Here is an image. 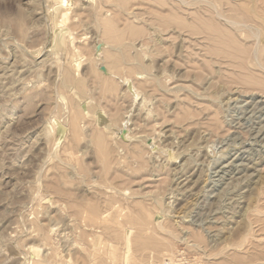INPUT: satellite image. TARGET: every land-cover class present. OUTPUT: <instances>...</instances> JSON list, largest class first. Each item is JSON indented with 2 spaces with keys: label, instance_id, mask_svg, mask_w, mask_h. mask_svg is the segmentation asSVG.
Wrapping results in <instances>:
<instances>
[{
  "label": "rangeland",
  "instance_id": "obj_1",
  "mask_svg": "<svg viewBox=\"0 0 264 264\" xmlns=\"http://www.w3.org/2000/svg\"><path fill=\"white\" fill-rule=\"evenodd\" d=\"M190 1L65 0L71 16L67 24L58 28L52 16L57 0H0V264H264V88L259 87L260 90L251 93L257 86L239 76L240 68L234 62H227L224 55H216L214 50L221 44L208 38V34L218 35V29L220 32L221 25H217L216 30L211 28L218 22L210 18L214 10L225 17L232 13L236 19L243 13V17L249 14L248 18L254 17L264 29V0H210V4L209 0H204L202 5L199 0L193 5ZM204 3L211 6L208 12L207 7L203 8ZM20 14L24 16L22 19H19ZM163 24L168 27L166 31ZM195 24L199 27H190ZM201 25L210 26L206 27L207 35L203 34L206 44L196 42V38H193L195 43L190 42L189 35L199 34L191 33L192 28H197L193 32H200ZM106 27L109 28L107 34ZM261 30H258V41L251 36L245 37L247 33L236 32L231 49L246 47L252 50L255 45L258 47L257 61L264 62V32ZM203 47L209 49L210 54ZM74 48L77 54L73 63L70 55ZM106 53L111 54L110 63L108 59L102 61ZM132 56L136 61L130 60ZM213 56L215 58H211ZM208 59L210 63L206 61L205 64L204 60ZM252 59L248 58L245 64L250 70L243 69L248 75L255 68L258 70L252 65ZM97 62L118 75L115 80L119 84L118 77L121 78L122 73L130 76L135 88L139 87L137 81L143 84L147 81L152 87L149 89L146 85L148 90L144 86L147 91L137 88L140 96L132 102L129 93L126 96L118 94L121 84L115 82L116 85L108 88L97 83L101 76L95 67ZM143 65L148 68L147 72ZM92 66L95 69H91ZM129 68L141 74L133 75ZM67 71L74 72V84H80L78 88L62 86L61 79ZM146 78L156 80H150L151 84ZM157 79L163 81V88ZM151 90H154L152 95ZM23 91L35 97L27 100ZM158 91H162V95ZM184 103L186 109L181 108ZM90 107L102 112L103 119L99 120ZM110 107L114 111L117 109L119 119L124 113L120 120L129 118L128 132L139 137L133 136L132 140L145 151L144 154L138 147L134 157L143 152L139 160L138 157L131 160L132 154L126 145L122 148L124 143L118 144V149V142L112 141L113 138L123 139V136L121 132L118 136L113 133L119 131L117 122H121ZM144 110L151 111V115L147 113L146 116ZM74 112L81 116L77 136L70 132V118ZM109 114L115 119L113 125L116 127H104L110 120ZM181 116H187V120H181ZM175 121L180 122L176 124ZM95 136H99V143L93 142ZM113 158L121 162L117 161L120 167ZM251 170H256L253 176H244ZM249 188L252 189L251 206L247 203L244 219L251 229L246 228L233 236L236 234L234 221L240 219V207L244 203L237 202L244 200L243 196H250ZM218 226H224L223 231H234L228 243L221 242L224 234H220ZM200 231L203 237H198ZM195 237L200 243L194 242L197 241Z\"/></svg>",
  "mask_w": 264,
  "mask_h": 264
},
{
  "label": "bare ground",
  "instance_id": "obj_2",
  "mask_svg": "<svg viewBox=\"0 0 264 264\" xmlns=\"http://www.w3.org/2000/svg\"><path fill=\"white\" fill-rule=\"evenodd\" d=\"M198 0H191L190 1V4L191 5H193L194 4V2H197ZM200 1V4H201V1H204V0H199ZM205 1H207V0H205ZM212 1V0H211ZM210 0L208 1L209 2V4H210V2H211ZM214 1V0H213ZM217 1V0H216ZM219 2V1H218ZM169 3V2H168ZM171 3V2H170ZM214 3V2H213ZM224 2H222V4H223ZM196 4V3H195ZM206 3H204V9H205V7H207L206 5H205ZM216 4V3H215ZM218 4V3H217ZM216 4V5H217ZM219 4H221V3H219ZM225 4H227V2H225ZM224 4V6H227V5H225ZM202 5V4H201ZM220 6V5H219ZM223 6V7H224ZM209 7H211L210 5H209ZM209 7H207L206 9H207V12L210 10V8ZM222 7V8H223ZM229 8V7H228ZM209 9V10H208ZM225 9V8H224ZM214 10V9H213ZM220 10V9H219ZM220 11H222V10H220ZM213 12V11H212ZM249 12V11H248ZM71 12L69 11V9L66 7V4H65V0H57V6L55 7V9H54V12H53V14H52V16H53V19H54V22L53 23H55V25L54 26H56V27H58V28H60V27H63L65 24H67L66 22H68L67 20L69 19V15L71 16V14H70ZM204 14H206V13H204ZM210 14V13H209ZM232 14V13H231ZM231 14L229 15V13L227 14V15H229V16H231ZM211 16H210V18L211 17H213V19L215 18L216 19V21H220L221 23L219 24L218 22H216V25H213V26H211V28L212 29H217V28H215L217 25H221V26H217L218 28H220V32L217 30V32H218V35H213V36H211V35H209L208 34V38L209 37H211L210 38V40L212 39L216 44L217 43H219V44H221V46H219L218 47V50H214V52L216 53V55H219V54H221V55H224V57H226V59L228 60H226L227 62H229V63H235L234 65L236 66V67H238V68H240V74L241 75H239V76H241V78H245V80H249L254 86H257L258 87V89H257V87H254V88H252V92L251 93H253V91L254 90H260L259 89V87L261 88V90L264 88V76H263V74H264V62H259V60L257 61V58H256V54L258 53L257 52V49L256 48H258V47H255V45H254V48H252V50H249V49H251V48H249V46H248V50H247V48L245 47V48H234V49H231V48H233V45H234V40L232 39L234 36H236V32H244V34L243 35H245L246 33V35H245V37L247 36H251V37H253V40L255 41V40H257V38H258V30L260 29L261 30V26H260V23H259V21H257L256 19H254V17H249L248 18V15L249 14H245L246 16L245 17H243L244 16V13H243V16L241 17V16H238L240 19H238V17H237V19L236 18H234L235 17V15L233 16V14H232V16L231 17H225L224 16V14L221 12H217V11H215L214 10V12L213 13H211L210 14ZM214 15V16H213ZM74 16V15H73ZM73 16H72V18H73ZM192 16V15H191ZM250 16V15H249ZM252 16V15H251ZM24 16H22L21 14L19 15V19H22ZM193 17V19L195 18L194 16H192ZM137 18V17H136ZM202 18V17H201ZM200 18V19H201ZM205 18V17H204ZM204 18H202V19H204ZM192 20V19H191ZM195 21H196V19H194ZM195 21H193V22H191L192 24L195 22ZM144 22H146V21H144ZM143 22V23H144ZM148 22V21H147ZM154 22V21H153ZM189 22H190V20H189ZM148 23H150V22H148ZM190 23V24H191ZM203 24V23H202ZM107 25V24H106ZM151 25H153V24H151ZM161 25V24H160ZM164 25V30L166 31L167 29H168V27H166L167 25H168V23H167V25L166 24H163ZM163 25H162V27H163ZM166 25V26H165ZM198 24H195V25H193V26H191L190 25V27H194V26H197ZM204 25V24H203ZM261 25H263V24H261ZM155 26H156V24H155ZM157 26H159L158 24H157ZM170 26V25H169ZM202 26V25H201ZM147 27H148V25H147ZM161 27V26H160ZM167 29H166V28ZM189 27V26H188ZM190 27H189V29H190ZM197 27H199V26H197ZM206 27L208 28V27H210V26H205V27H203L202 26V31H200V32H198V31H194L193 32V30L196 28H192L193 30H192V32H191V30H187V31H190L191 33H202V35L200 34H196V36L195 37H193V35L189 32L188 34H191V35H189V38H190V42H193V43H195V41L194 40H196V42H199L200 44H202V43H204V44H206L205 42H204V40H203V34L205 33L206 35H207V29H206ZM264 27V26H263ZM153 28V27H152ZM210 28V29H211ZM148 29H149V27H148ZM162 29V28H161ZM162 29V30H163ZM197 29V28H196ZM246 29H247V31H246ZM106 30L107 31H105V33L107 34V32L109 33V28H107L106 27ZM161 30V31H162ZM199 30V29H198ZM209 30V29H208ZM215 30H213V31H215ZM158 31V30H157ZM156 31V32H157ZM160 31V30H159ZM212 31V30H211ZM261 31H263L264 32V29L262 28V30ZM260 31V32H261ZM152 32H153V30H152ZM154 33H155V31H154ZM153 33V34H154ZM163 33V32H162ZM182 33V32H181ZM208 33H211V32H208ZM213 33V32H212ZM262 33V32H261ZM260 33V34H261ZM149 35H150V32L148 33ZM152 34V33H151ZM160 34H161V32H160ZM180 34V33H179ZM183 34V33H182ZM168 35V34H167ZM71 36H72V34H71ZM164 36V35H163ZM192 36V37H191ZM260 36V35H259ZM157 37V36H156ZM165 37V36H164ZM167 37V36H166ZM187 37H188V35H187ZM187 37H184V38H187ZM68 38H69V36H68ZM167 38H169V37H167ZM166 38V39H167ZM193 38H196V39H194L193 40ZM199 38V39H198ZM204 38H206V36L204 37ZM236 38V37H235ZM239 38V37H238ZM158 39V38H157ZM188 39V38H187ZM207 39V38H206ZM205 39V40H206ZM208 41H209V39H207ZM211 40V41H212ZM244 40V39H243ZM159 41V40H158ZM161 41H163L162 40V38H161ZM258 41V40H257ZM260 41V40H259ZM210 42V41H209ZM185 43V42H184ZM186 44V43H185ZM188 44V43H187ZM254 44H255V42H254ZM257 44H258V42H257ZM189 45H190V43H189ZM192 45V44H191ZM194 45H196V44H194ZM208 45H209V43H208ZM250 45H252V47H253V43H251ZM139 46H141V45H139ZM138 46V47H139ZM198 46V45H197ZM201 47L203 46V45H200ZM205 46V45H204ZM260 46V45H259ZM91 47V49L94 47V45L93 46H90ZM206 47H207V45H206ZM211 47V46H210ZM251 47V46H250ZM262 47H263V45H262ZM180 48H182V46L180 47ZM186 48H188V46L186 47ZM191 48H192V46H191ZM208 48H209V46H208ZM140 49V48H139ZM196 49H198V48H196ZM195 49V50H196ZM203 50L205 49L204 47L202 48ZM210 49V48H209ZM209 49L207 50V49H205L204 51L205 52H207V51H209ZM213 49V48H212ZM138 50V49H137ZM195 50H193V51H195ZM181 51V50H180ZM201 51V50H200ZM217 51H219V52H217ZM260 51V50H259ZM188 52V51H187ZM196 52H198L197 50H196ZM181 53V52H180ZM189 53V52H188ZM195 53V52H194ZM194 53H193V55H194ZM204 53V52H203ZM202 53V54H203ZM209 52H207V54H208ZM12 54V53H11ZM75 54H77V49L76 48H74L73 50H72V52H71V61L74 63V62H76V60L73 58L74 57V55ZM142 54L144 55V53L142 52ZM187 54V53H186ZM192 54V53H191ZM190 54V56H192L193 57V55H191ZM196 55H198L197 53H195ZM210 54V53H209ZM49 55V54H48ZM135 55V54H134ZM133 55V56H134ZM151 54H149V56H150ZM178 55V54H177ZM215 55V54H214ZM220 55V56H221ZM131 57V59L130 60H134V61H136L135 59H134V57ZM139 57H140V55H138ZM208 56V55H207ZM49 57V56H48ZM146 57V56H145ZM189 57V56H188ZM217 57V56H216ZM221 57H223V56H221ZM223 57V58H224ZM250 57H252L253 59V61L251 60V63H253L252 65H254L255 67H258L257 69L258 70H256V68H255V71H257V72H253V73H250L249 75H248V72H247V70H245L246 72V74L243 72L244 70L243 69H245V67H246V63H247V59L248 58H250ZM43 58H45V57H43ZM47 58V57H46ZM45 58V59H46ZM194 58V57H193ZM210 58V57H209ZM211 58H215L214 56L213 57H211ZM108 59V62L110 63L111 62V54H109V53H106L104 56H102V61H105V60H107ZM142 59V58H141ZM141 59L139 60L138 59V61H141ZM192 59V58H191ZM259 59V58H258ZM38 60V59H37ZM36 60V61H37ZM42 60V59H41ZM44 60V59H43ZM166 60V59H165ZM164 60V61H165ZM193 60H195V59H193ZM214 60V59H213ZM212 60V61H213ZM216 60H217V58H216ZM40 61V60H39ZM46 61V60H45ZM189 61H190V58H189ZM206 61H208V63H210V61H209V59L208 60H204V63L206 62ZM218 62L220 61V60H217ZM221 61H223V60H221ZM225 61V62H226ZM237 61V62H236ZM262 61H263V59H262ZM13 62V61H12ZM38 62V61H37ZM51 62V61H50ZM54 62V61H53ZM53 62H51V63H53ZM133 62V61H132ZM192 62H194V61H192ZM191 62V63H192ZM213 62H215V63H217L215 60L213 61ZM212 62V63H213ZM41 63H44V62H41ZM136 63V62H135ZM135 63H134V65H135ZM190 63V64H191ZM195 63V62H194ZM193 63V64H194ZM203 62H202V64H204ZM207 63V62H206ZM205 63V64H206ZM222 63V62H221ZM224 63V62H223ZM228 63V64H229ZM94 64V63H93ZM137 64V63H136ZM220 64V63H219ZM225 64V63H224ZM34 65V64H33ZM40 65H42V64H40ZM50 65V64H49ZM73 65V64H72ZM133 65V64H132ZM133 65V66H134ZM145 65V64H144ZM142 66L143 68H145V66H148V68L150 67V64L148 65H145V66ZM221 65V64H220ZM230 65V64H229ZM232 65V64H231ZM51 66H52V64H51ZM137 66H138V64H137ZM137 66H134V67H136V69H137ZM190 66V65H189ZM2 67V66H1ZM6 67V66H5ZM32 67H34V66H32ZM49 67V66H48ZM54 67V66H53ZM75 67H76V65H75ZM95 67H96V70H98V72H99V74L101 75L100 76V78H97V83H100L101 85H103V86H107L108 88H110V87H112V86H114V85H116L115 84V82L116 81H118V80H115V77H117L118 75H115V73H111L109 70H105V65H102L101 63H98L97 62V64H95ZM134 67H132L131 66V68H134ZM141 67V68H142ZM193 67V66H192ZM191 67V68H192ZM196 67V66H195ZM221 67H222V65H221ZM8 68V67H7ZM6 68V69H7ZM10 68H11V64H10ZM13 68V67H12ZM45 68V67H44ZM51 68V67H50ZM49 68V69H50ZM55 68V67H54ZM53 68V69H54ZM131 68H129V72H134V70L133 69H131ZM148 68H145V69H141L142 71H146L147 72V69ZM190 68V69H191ZM246 68H249V67H246ZM251 68V67H250ZM250 68H249V70H250ZM39 69V68H38ZM91 69H95V68H93V66L91 67ZM196 69V68H195ZM12 70V69H11ZM26 70V69H25ZM40 70V69H39ZM51 70V69H50ZM68 70V69H67ZM130 70H132V71H130ZM150 70V69H149ZM192 70H194L193 68H192ZM221 70V69H220ZM135 71H137V70H135ZM144 71V72H145ZM196 71V70H195ZM203 70H201V68H200V70H199V72L201 73ZM14 72H15V70H14ZM23 72V71H22ZM28 72V71H27ZM48 72V71H47ZM217 72V71H216ZM221 71H219L218 72V74L220 73ZM9 73H10V71H9ZM16 73V72H15ZM64 73V72H63ZM95 72H93V74H94ZM151 73V71H149V74ZM203 73V72H202ZM201 73V74H202ZM234 73V72H233ZM257 73V74H256ZM4 74H7V73H4ZM38 74V73H37ZM36 74V75H37ZM126 74V73H125ZM139 74H141L140 72H134L133 73V75H139ZM148 74V75H149ZM155 74V73H154ZM157 74V73H156ZM197 74H198V72H197ZM201 74L199 75V76H201ZM232 74V73H231ZM51 75V74H50ZM97 75V74H96ZM121 75V78H119L118 77V79H120V84H121V86H122V89H120L117 93L118 94H121V95H123L124 93H125V96L126 95H128V93H129V98H130V95H131V97H132V102H133V99H137L136 97L140 94L139 93V91L137 90V88H139V87H141V88H139V89H141V90H143L145 87H146V83H148L147 81H146V83L145 84H143L142 82V80H140V81H142V82H138L137 81V83H136V85L139 83H142L141 85L143 86V88H142V86H140L139 84L137 85V86H139V87H136L135 88V85L133 84V81H132V79L130 78V76L129 75H127L126 74V76H124L122 73L120 74ZM147 74H145V77H148V76H146ZM235 75H236V73H235ZM246 75V76H245ZM262 75V76H261ZM10 77H11V74L9 75ZM8 76V77H9ZM18 76V75H17ZM25 76V75H24ZM152 76V75H151ZM157 76V75H156ZM219 76V75H218ZM238 76V77H239ZM16 77V76H15ZM19 77V76H18ZM38 77V76H37ZM55 77V76H54ZM93 77H95V75L93 76ZM97 77H99L98 75H97ZM159 77V76H158ZM12 78V77H11ZM24 78V77H23ZM53 78V77H52ZM62 78L63 79H61V80H63V82H61L62 83V86L63 87H65L66 88V86H68V85H75L77 88L80 86V84H74V81H76V78L74 77V72L73 71H67L65 74H64V76H62ZM136 78V77H135ZM219 78V77H218ZM263 80H262V79ZM54 80H55V78H53ZM52 79V81L51 82H53L54 80ZM95 79H96V77H95ZM138 79H143V78H141V77H139ZM147 80H149V82H151V84L153 83L152 81H153V79L154 80H156L155 78H150V79H148V78H146ZM60 80V79H59ZM143 80H145V79H143ZM150 80H152V81H150ZM157 80H159L158 82L161 84V87L163 88V85H162V83H163V81H162V83L160 82V79H157ZM5 81V80H4ZM261 81V82H260ZM10 82H11V80H10ZM145 82V81H144ZM155 82V81H154ZM157 82V83H158ZM61 83H60V85H61ZM116 83H118V82H116ZM2 84V83H1ZM4 84V83H3ZM21 84V83H20ZM33 84H35V83H33ZM51 84V86H52V83H50ZM119 84V83H118ZM119 84V85H120ZM149 84V83H148ZM36 85V84H35ZM158 85V84H157ZM167 85V84H166ZM166 85H164L165 86V89H167L168 88V86L166 87ZM252 85V86H253ZM2 86V85H1ZM8 86V85H7ZM32 87H33V85H31ZM145 86V87H144ZM148 86V88L149 87H152V86H149V85H147ZM251 86V85H250ZM251 86V87H252ZM30 87V86H29ZM28 87V88H29ZM50 87V86H49ZM153 87L155 88V86H154V84H153ZM6 88V87H5ZM28 88H25V90L26 89H28ZM59 87H57V89H58ZM70 88V87H69ZM147 88V87H146ZM147 88V89H148ZM153 88V89H154ZM158 88V87H157ZM156 88V90H158ZM21 89V88H20ZM30 89H32V91L31 92H34V88H31L30 87ZM35 89H36V86H35ZM54 89V88H53ZM52 89V90H53ZM149 89H151V88H149ZM148 89V90H149ZM159 89H160V87H159ZM164 89V90H165ZM183 89V88H182ZM144 90H146V89H144ZM156 90H155V93H156ZM187 90V89H186ZM237 90H238V87H237ZM236 90V91H237ZM28 91H30V90H28ZM27 91V92H28ZM147 91V90H146ZM24 92V91H23ZM38 92V91H37ZM44 92V91H43ZM149 92V91H148ZM147 92V93H148ZM151 92V95L153 94V92H154V90L152 91H150ZM159 93L161 92L162 93V91H158ZM163 92H165V91H163ZM168 92H169V89H168ZM256 92V91H255ZM257 92H260V91H257ZM45 93H46V91H45ZM127 93V94H126ZM143 93H144V91H143ZM160 93V95H162ZM12 94H13V92H12ZM24 94H25V92H24ZM23 94V95H24ZM117 94V95H118ZM145 94V93H144ZM158 94V93H157ZM246 95H247V93H245ZM26 95V94H25ZM24 95V96H25ZM147 95V94H146ZM149 95V94H148ZM163 95H165L164 93H163ZM241 95V94H240ZM124 96V95H123ZM140 96V95H139ZM150 96V95H149ZM148 96V97H149ZM166 96V95H165ZM165 96H162V98L164 97V98H166ZM9 97V96H8ZM33 97H35L33 94H27L26 95V98H27V100H31V99H33ZM117 97V96H116ZM119 97V96H118ZM117 97V98H118ZM141 97H143V96H141ZM148 97H147V99H148ZM152 97V96H151ZM22 98H23V96H22ZM123 98V97H122ZM185 98H187V97H185ZM125 99H127V98H125ZM124 99V100H125ZM142 99H146V97L145 98H142ZM157 99V98H156ZM120 100H122V99H120ZM149 100H151V99H149ZM148 100V101H149ZM155 100V99H154ZM184 100V99H183ZM138 101V100H137ZM137 101H136V103H137ZM187 101V100H186ZM185 101V102H186ZM247 101V100H246ZM120 102V101H119ZM129 102H131V99H130V101ZM180 102V101H179ZM123 103V102H122ZM122 103H119L120 105H121V107H123L122 106ZM126 103H127V101H126ZM138 103H140V102H138ZM143 103V102H142ZM158 103V102H157ZM187 103V102H186ZM249 103V102H248ZM133 104V103H132ZM141 104V103H140ZM148 104V103H147ZM161 104V103H160ZM165 104V103H164ZM181 105H182V103H180ZM247 104V103H246ZM260 104V103H259ZM258 104V105H259ZM94 105H96V104H94ZM98 105V104H97ZM119 105V106H120ZM123 105H124V103H123ZM134 105V104H133ZM142 105V104H141ZM159 105V104H158ZM162 105V104H161ZM184 105H185V103L183 104V107L181 106V108L182 109H184L185 107H184ZM187 105V104H186ZM147 106V105H146ZM152 106V105H151ZM164 106V105H163ZM163 106H161V107H163ZM166 106V105H165ZM169 106V105H168ZM188 106V105H187ZM97 107H99V106H97ZM96 107V108H97ZM145 107V106H144ZM161 107H158L159 109H161ZM93 108H94V106H93ZM147 108V107H146ZM165 108V107H164ZM164 108L162 109V110H164ZM90 109H91V112L93 113V114H96V117L99 119V120H102L103 119V116H104V114L102 113V112H98L96 109H94V110H92V108L90 107ZM101 109V108H100ZM102 109H103V107H102ZM125 109V108H124ZM158 109V110H159ZM168 109V108H167ZM186 109V108H185ZM110 111H112L113 109L110 107V109H109ZM130 110V109H129ZM156 110V109H155ZM171 110V109H170ZM258 110V109H257ZM105 111V110H104ZM116 111H117V109L114 111H112L113 112V114H114V116L116 115ZM142 111V110H141ZM145 111V110H144ZM148 111V110H147ZM157 111V110H156ZM160 112H161V110H159ZM181 111V110H180ZM244 111V110H243ZM130 112V111H129ZM139 112H140V110H139ZM146 112V111H145ZM151 112V111H150ZM150 112H146V116H147V113H150ZM153 112V111H152ZM158 112V111H157ZM159 112V113H160ZM185 112H187V110L185 111ZM184 112V113H185ZM111 113V112H110ZM138 113V112H137ZM155 113V112H154ZM158 113V114H159ZM164 113V112H163ZM162 113V114H163ZM168 113V112H167ZM166 112H165V114H167ZM181 113V112H180ZM188 113V112H187ZM253 113V112H252ZM252 113H250L251 115H252ZM117 114H119V113H117ZM121 114V113H120ZM124 114V113H123ZM123 114H121L122 116H124ZM186 114V113H185ZM250 114H249V116H250ZM127 115V114H126ZM150 115H151V113H150ZM160 115V114H159ZM187 115H189V114H187ZM109 116H110V114H109ZM119 115H116L115 117H116V119L117 120H120L121 118H122V116H120V119H119V117H118ZM162 117L164 116L165 118L167 117L166 115H161ZM169 116V115H168ZM255 116V115H254ZM81 116L78 114V112L76 113V112H74L73 113V115H72V117L70 118V129H71V133L73 134V135H75V136H77L78 135V131H79V124H78V121H79V118H80ZM118 117V118H117ZM182 117V116H181ZM262 117V116H261ZM260 117V118H261ZM127 118V117H126ZM126 118H123L122 120H120V124L117 122V124H118V130L119 131H117V132H115V131H113V133H114V135H116V136H118V132H121L122 133V136H123V139L121 138L120 140H118V141H116V140H113L114 138H113V134H112V132H110L111 134L110 135H112V141H115V144L117 143V145L118 144H121V143H124V145H122V148H123V146H125L126 145V148H127V150L129 151V153H130V155L132 154V157L131 156H129L130 158H131V160H133L132 158H135L134 157V155H136V154H138V150H139V146L137 145V143H134V142H136V140L133 142V140H132V137L134 136V138H136L135 137V133H134V135H130L129 134V132H128V127H127V123H128V120H129V118L128 119H126ZM148 118V117H147ZM146 118V119H147ZM151 118V117H150ZM158 118H159V116H158ZM170 118V117H169ZM186 119L187 120V116H185V117H182V119L181 120H183V119ZM189 118V117H188ZM253 118V117H252ZM263 118V117H262ZM143 119V118H142ZM157 119V118H156ZM155 119V120H156ZM172 119V118H171ZM180 119V118H179ZM173 120V119H172ZM252 120V119H251ZM146 121V120H145ZM174 121V120H173ZM113 122H116L115 121V119L114 118H112L111 119V116H110V120H109V122L108 121H106V123H105V125H104V127L105 128H109L110 126L109 125H112V126H115V125H113L114 123ZM136 122V121H135ZM141 122V121H140ZM147 122V121H146ZM151 122H153V121H150V123ZM167 122V121H166ZM178 122H180V121H177V123ZM182 122V121H181ZM144 123V122H143ZM154 123V122H153ZM153 123H151V124H153ZM168 123V122H167ZM175 123H176V121H175ZM176 123V124H177ZM185 123V122H184ZM254 123V122H253ZM264 123V122H263ZM262 123V124H263ZM136 124H137V122H136ZM139 125L141 124V123H138ZM147 124V123H146ZM182 124H183V122H182ZM181 124V125H182ZM149 125V124H148ZM148 125H146V126H148ZM188 125V124H187ZM250 125V124H249ZM261 125V124H260ZM117 126V125H116ZM115 126V127H116ZM153 126H154V124H153ZM166 126V125H165ZM180 126V125H179ZM113 128V127H112ZM171 128V127H170ZM257 128V127H256ZM259 128V127H258ZM117 129V128H116ZM124 129V130H123ZM140 129H142L141 127H140ZM112 130H114V129H111V131ZM139 130V129H138ZM150 130V129H149ZM173 130V129H172ZM257 130H259L260 131V129H257ZM48 131V130H47ZM123 131V132H122ZM143 131L145 132V130L143 129ZM162 131V130H161ZM168 131V130H167ZM174 131V130H173ZM144 132H143V134H144ZM137 134L139 133V131L138 132H136ZM167 133V132H166ZM47 134H49V133H47ZM136 134V135H137ZM146 134H148V132H147V130H146ZM175 134V133H174ZM140 135V134H139ZM162 135V134H161ZM256 135V134H255ZM115 136V137H116ZM147 136V135H146ZM150 136V135H149ZM93 137V136H92ZM142 137H145V136H142ZM141 137V138H142ZM172 137V136H171ZM139 138V137H138ZM138 138H136V139H138ZM146 138V137H145ZM116 139V138H115ZM123 141V142H120L119 143V141ZM99 136H95V141H93V142H95V144H96V142L97 143H99ZM143 141H145V139H143ZM162 141V140H161ZM177 140H175V142H176ZM257 141V140H256ZM142 142V141H141ZM171 142H172V140H171ZM140 143V142H139ZM163 143V142H162ZM173 143V142H172ZM255 143V142H254ZM142 144V143H141ZM261 144V143H260ZM112 145H114V144H112ZM262 145V144H261ZM116 146V145H115ZM115 146H113V147H115ZM153 146V145H152ZM159 146V145H158ZM161 146V145H160ZM177 146V145H176ZM117 147V146H116ZM116 147H115V149H116ZM118 149H120V146L118 145ZM139 147V148H138ZM109 148V147H108ZM110 148H111V146H110ZM156 148V147H155ZM160 148V147H159ZM158 148V149H159ZM177 148V147H176ZM247 148V147H246ZM114 149V148H113ZM118 149H116V150H118ZM141 149V148H140ZM161 149V148H160ZM164 149V148H163ZM242 149V148H241ZM244 149H245V147H244ZM123 150V149H122ZM141 150H143V149H141ZM140 150V151H141ZM155 150H157V149H155ZM113 151V150H112ZM112 151L110 150L109 152L110 153H112ZM120 151V150H119ZM124 151V150H123ZM144 151V150H143ZM164 151V150H163ZM162 151V152H163ZM103 152V151H102ZM125 152V151H124ZM164 152H166V151H164ZM115 153V152H114ZM128 153V154H129ZM141 153H143V152H141ZM141 153H139V155L141 154ZM175 153V152H174ZM109 154V153H108ZM113 154V153H112ZM111 154V155H112ZM118 154V152L116 153V155ZM121 154V153H120ZM127 154V152H126V157L128 158V155ZM144 154H145V151H144ZM257 154H259V153H257ZM119 155V154H118ZM139 155H137V157L139 156ZM113 156V155H112ZM115 156V155H114ZM113 156V157H114ZM121 156V155H120ZM143 156V154L142 155H140V157H142ZM260 156V155H259ZM115 157H117V156H115ZM126 157H125V159H123L124 161L125 160H127L126 159ZM136 157V158H137ZM237 157V156H236ZM114 159V158H113ZM115 159H117V158H115ZM115 159H114V162H116L115 164H116V166H118L117 165V161H115ZM246 159V158H245ZM111 160V158H109V161ZM131 160H130V162H131ZM136 160V159H135ZM138 160H139V157H138ZM137 161V160H136ZM136 161H134L133 163H135ZM191 161V160H190ZM193 162V161H192ZM229 162V161H228ZM112 163V162H111ZM118 163L120 164L121 162H119L118 161ZM132 163V164H133ZM140 163V162H139ZM227 163V162H226ZM123 164V163H122ZM127 164L128 163H126V166H127ZM131 164V163H130ZM136 164V163H135ZM134 164V165H135ZM183 164H184V162H183ZM182 164V165H183ZM189 164V163H188ZM192 164V163H191ZM133 165V166H134ZM185 165V164H184ZM214 165V164H213ZM121 166V165H120ZM120 166H118V167H120ZM129 166L130 165H128L127 167L129 168ZM138 167H139V165H137ZM204 166V165H203ZM123 168L122 169H124L125 167H124V165L122 166ZM138 167H136V168H138ZM184 167V166H183ZM201 167V166H200ZM214 167V166H213ZM246 167V166H245ZM255 167V166H254ZM253 167V168H254ZM259 167V166H258ZM257 167V168H258ZM127 168V169H128ZM133 167H130V169H132ZM202 168V167H201ZM234 168V167H233ZM236 168H238V167H236ZM252 168V169H253ZM126 169V168H125ZM124 169V170H125ZM247 169V168H246ZM255 169H256V167H255ZM129 170V169H128ZM174 170V169H173ZM210 170V169H209ZM237 170V169H236ZM240 170V169H239ZM172 171V170H171ZM254 172H256V170H251V172H249L248 173V175H244V176H248V178H250L251 176H253V174H254ZM244 173V172H243ZM181 175V174H180ZM257 175V174H256ZM214 176V175H213ZM241 176V175H240ZM221 177V176H220ZM235 177V176H234ZM181 178V177H180ZM223 178V177H222ZM247 178V177H246ZM245 178V179H246ZM247 178V179H248ZM187 179H188V177H187ZM173 180V179H172ZM192 180V179H191ZM197 180V179H196ZM232 181H233V179H231ZM230 180V181H231ZM225 181V180H224ZM246 181H248V180H246ZM178 182V181H177ZM189 182V181H188ZM216 182V181H215ZM249 182H250V180H249ZM248 182V183H249ZM176 183V182H175ZM186 183V182H185ZM184 183V184H185ZM198 183V182H197ZM234 183V182H233ZM235 183H237V182H235ZM238 183H239V181H238ZM181 184V183H180ZM193 184V183H192ZM227 184V183H226ZM250 184V183H249ZM253 184V183H252ZM255 184V183H254ZM212 185V184H211ZM246 185H247V183H246ZM177 186V185H176ZM175 186V187H176ZM202 186V185H201ZM251 186V185H250ZM170 187V186H169ZM248 187V186H247ZM170 189V188H169ZM174 189V188H173ZM198 189H200V188H198ZM220 189V188H219ZM232 189V188H231ZM250 189V188H249ZM177 190H178V188H177ZM197 190V189H196ZM229 190V189H228ZM251 190V192L250 193H248V194H250V196H243L244 197V200H242V201H240L239 202V200H238V204H241V202H244L243 204H242V206L240 207L241 209H242V211H240V213H241V217H240V219L239 220H237V221H234L235 223H234V225L236 224V229L234 230L235 231V235H234V233H233V236H236L238 233H240L242 230H245L246 228H248V229H251V227H250V225L248 224V223H246V221H247V219H246V221H245V219H244V215H245V212H246V210H247V203L249 204V200H251L249 197H251V193H252V189H250ZM170 191V190H169ZM200 191V190H199ZM212 191V190H211ZM224 191V190H223ZM231 191V190H230ZM229 191V192H230ZM176 192V191H175ZM180 192V191H179ZM209 192V191H208ZM144 193V192H143ZM196 193V192H195ZM201 193H202V191H201ZM146 194V193H145ZM204 194V193H203ZM216 194V193H215ZM232 194V193H231ZM239 194V193H238ZM237 195V194H236ZM142 196V195H141ZM140 196V197H141ZM242 196V195H241ZM205 197V196H204ZM226 197V196H225ZM240 197V196H239ZM239 197H238V199H239ZM173 198V197H172ZM177 198V197H176ZM179 198V197H178ZM242 197H240V199H241ZM253 198V197H252ZM255 198V197H254ZM253 198V199H254ZM259 198H260V196H259ZM166 199V198H165ZM206 199V198H205ZM214 199V198H213ZM212 199V200H213ZM224 199V198H223ZM234 199V198H233ZM233 199H231L232 201H233ZM167 200V199H166ZM172 200V199H171ZM178 200V199H177ZM197 200V199H196ZM218 200V199H217ZM237 200V199H236ZM194 202H195V200H193ZM200 201V200H199ZM208 201V200H207ZM157 202V201H156ZM155 202V199H154V203L155 204H158V203H156ZM189 202H191V201H189ZM214 202V201H213ZM172 203V202H171ZM215 203H217V202H215ZM237 203H235L236 205H237ZM245 203H246V207H245ZM166 204H167V202H166ZM169 204V203H168ZM197 204V203H196ZM204 204V203H203ZM165 205V204H164ZM181 205V204H180ZM215 205H217V204H215ZM214 205V206H215ZM219 205V204H218ZM221 205V204H220ZM167 206V208L168 207H170V206H168V205H166ZM228 206V205H227ZM232 206V205H231ZM235 206V205H234ZM249 206H251L250 204H249ZM213 207V206H212ZM217 207V206H216ZM255 207V206H254ZM218 208V207H217ZM95 209V208H94ZM166 209V208H165ZM170 209V208H169ZM168 209V210H169ZM174 209V208H173ZM192 209V208H191ZM208 209H210V208H208ZM227 209V208H226ZM238 209V208H237ZM237 209H235V210H237ZM193 210V209H192ZM217 210V209H216ZM224 210V209H223ZM166 211H167V209H166ZM170 211V210H169ZM181 211V214H183V212H182V210H180ZM209 211V210H208ZM218 211H219V209H218ZM232 211V210H231ZM171 212V211H170ZM178 212V211H177ZM225 212V211H224ZM223 212V213H224ZM169 213V212H168ZM186 213H187V211H186ZM227 213V212H226ZM232 213V212H231ZM180 214V215H181ZM167 215V214H166ZM169 215H170V213H169ZM173 215H174V213H173ZM180 215H178L179 217H180ZM185 215V214H184ZM210 215V214H209ZM220 215H222V214H220ZM224 215V214H223ZM231 215V214H230ZM251 215V218H252V214H250ZM255 215V214H254ZM253 215V216H254ZM257 215H259V213L257 214ZM183 216V215H182ZM186 216V215H185ZM185 216H183V218L185 219H187V217H185ZM219 216V215H218ZM102 217V216H101ZM167 217H169L168 215H167ZM174 217V216H173ZM257 217V216H256ZM104 218H105V216H104ZM176 218H178V217H176ZM180 218H182V217H180ZM196 218V217H195ZM215 218V217H214ZM218 218V217H217ZM222 218H224V216L222 217ZM221 218V219H222ZM230 218V217H229ZM228 218V219H229ZM235 218V217H234ZM254 218L255 217H253V222H255L256 221V218H255V221H254ZM172 219V218H171ZM174 219V218H173ZM208 219V218H207ZM220 219V218H219ZM221 219H220V221H221ZM227 219V218H226ZM238 219V218H237ZM257 219H258V217H257ZM177 220V219H176ZM176 220H174L173 222H176ZM178 220H179V218H178ZM195 220V219H194ZM205 220V219H204ZM181 221H183V220H181ZM200 221V220H199ZM216 221V220H215ZM219 221V220H218ZM224 221H225V218H224ZM227 221V220H226ZM178 222V221H177ZM221 222H223V221H221ZM181 223V222H180ZM180 223H179V225H180ZM186 223V222H185ZM190 223V222H189ZM196 223V222H195ZM227 223V222H226ZM225 223V224H226ZM228 223H229V221H228ZM178 224V223H177ZM205 224V223H204ZM204 224H203V226H204ZM208 224V223H207ZM231 224V223H230ZM181 225H182V223H181ZM180 225V226H181ZM218 225V224H217ZM262 225V224H261ZM260 225V226H261ZM163 226V225H162ZM209 226V225H208ZM253 226V225H252ZM164 227V226H163ZM189 227H190V225H189ZM193 227V226H192ZM212 226H209V228H211ZM213 227H216L215 225L213 226ZM212 227V228H213ZM219 227V229H221V233L220 234H224V236H223V238H222V240H221V242H227L229 239V236H231L230 234H232V232H234V231H232V230H227V231H223V229L225 230V228H224V226H222V228H221V226H218ZM225 227H226V225H225ZM228 227V226H227ZM233 227V226H232ZM181 228H183V230L185 229V226L183 227H181ZM201 228V227H200ZM204 227H202V229H203ZM230 228V227H229ZM186 229H187V227H186ZM192 229H194V228H192ZM195 229H197V228H195ZM194 229V230H195ZM215 229V228H214ZM217 229V228H216ZM258 229H260V228H258ZM180 230V229H179ZM182 230V229H181ZM182 230V231H183ZM204 230H206V228L204 229ZM204 230H202L203 232H204ZM256 230V229H255ZM165 231H168L166 228H165ZM195 231H197V230H195ZM199 231V230H198ZM207 231H208V229H207ZM217 231H219V230H215V232H217ZM257 231V230H256ZM201 232V231H200ZM212 232V231H211ZM245 232V231H244ZM205 233V232H204ZM183 234H184V232H183ZM189 234V233H188ZM191 234V236H192V234L193 233H190ZM194 234L196 235V233L194 232ZM200 235L198 236V234H197V236L198 237H200L201 235H202V232L201 233H199ZM212 235V234H211ZM239 235V234H238ZM218 236V235H217ZM216 236V237H217ZM220 236V235H219ZM232 236V237H233ZM202 237H203V235H202ZM202 237H201V240L202 241H204L203 239H202ZM216 237H213L214 239L216 238ZM191 238V237H190ZM196 238V237H195ZM212 238V237H211ZM212 238V239H213ZM197 239V238H196ZM208 239H209V237H208ZM219 239V238H218ZM217 239V240H218ZM221 239V238H220ZM195 240V239H194ZM206 240H207V238H206ZM205 240V241H206ZM216 240V239H215ZM237 240V239H236ZM193 241V240H192ZM199 241V239H197V241H194V242H197V243H200V242H198ZM201 241V242H202ZM213 241V240H212ZM194 242H192V243H194ZM207 242V241H206ZM205 242V243H206ZM208 242H211V240L209 239L208 240ZM202 243H204V242H202ZM228 243V242H227ZM210 244V243H209ZM208 243H206L205 245H209ZM215 244V243H214ZM218 244V243H217ZM226 244V243H225ZM211 245V244H210ZM209 245V246H210ZM220 245V242H219V244L217 245V246H219ZM201 246V245H200ZM214 246V245H213ZM242 246V245H241ZM203 247H204V244H203ZM244 247V246H243ZM28 248L29 249H32L33 247H30V246H28ZM209 248V247H208ZM218 248V247H217ZM198 249V248H197ZM205 249H207V248H205ZM234 249V248H233ZM209 250V249H208ZM213 250V249H212ZM227 250V252H228V250L229 249H226ZM235 250V249H234ZM216 251V250H215ZM232 251V250H231ZM236 251H239V250H236ZM210 252H211V250H210ZM233 252V251H232ZM205 253V252H204ZM230 253V254H229ZM229 253H228V255H231V252L229 251ZM234 253L235 252H233V254L232 255H234ZM240 253V252H239ZM241 254V253H240ZM108 256H109V254H107ZM237 255V254H236ZM242 255V254H241ZM226 257V256H225ZM227 259V258H226ZM169 261H171V260H169ZM164 263H165V260H164ZM166 263H168L169 264V262H166ZM260 264H262V263H260Z\"/></svg>",
  "mask_w": 264,
  "mask_h": 264
}]
</instances>
